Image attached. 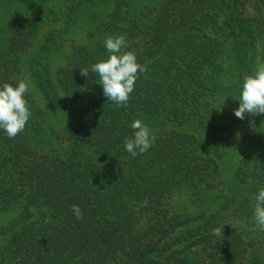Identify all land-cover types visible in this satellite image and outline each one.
<instances>
[{"label": "trees", "instance_id": "obj_1", "mask_svg": "<svg viewBox=\"0 0 264 264\" xmlns=\"http://www.w3.org/2000/svg\"><path fill=\"white\" fill-rule=\"evenodd\" d=\"M46 24L27 66L46 108L25 93L24 131L10 139L0 130V264H264V231L253 217L264 187L263 114L241 120L233 111L243 77L264 63V0H0V86L21 81L20 55ZM80 28L65 64L52 70ZM110 35H124V51L147 69L127 106L103 96L97 74L80 75L107 59ZM225 53L233 79L223 87ZM227 104L232 113L218 121ZM136 119L155 141L132 158L124 138ZM239 140L232 195L201 208L222 150Z\"/></svg>", "mask_w": 264, "mask_h": 264}, {"label": "clouds", "instance_id": "obj_2", "mask_svg": "<svg viewBox=\"0 0 264 264\" xmlns=\"http://www.w3.org/2000/svg\"><path fill=\"white\" fill-rule=\"evenodd\" d=\"M104 46L108 52L107 59H101L88 68H80V75L87 77L89 71L97 74L103 96L116 107L127 106L136 80L140 73L146 72V66L137 62L134 52L124 51L127 47L124 35L107 36L104 39ZM28 87L24 81H20L15 87L9 83L0 86V130H3L10 139L24 131L31 116L28 102L24 98ZM237 100L239 107L233 110L237 118L243 120L246 114L252 116L264 114V63H259L253 74L243 77ZM130 127L133 134L124 138V148L132 158H135L138 152L144 153L152 147L155 136L139 119L134 120ZM255 200L253 217L260 230L264 231V187L259 189ZM143 204L146 206L147 201ZM72 211L76 219H83L78 205H72ZM213 232L216 236L223 235L220 228L214 229Z\"/></svg>", "mask_w": 264, "mask_h": 264}, {"label": "rangeland", "instance_id": "obj_3", "mask_svg": "<svg viewBox=\"0 0 264 264\" xmlns=\"http://www.w3.org/2000/svg\"><path fill=\"white\" fill-rule=\"evenodd\" d=\"M143 0H135L138 4H141ZM145 4H148L150 1L152 2H157L159 0H144ZM51 30L50 24H46L42 29L40 30L36 40L34 41V45L32 48L28 49L24 53L20 55V66H21V81H24L25 83L28 84V91L27 93L30 94L32 99L35 102V105L39 109L45 110L46 104L39 92V89L36 87L34 80L31 78L29 71L27 69L28 63L31 59V57L34 56V54L37 52V48L41 44H43L45 38L47 37V33ZM83 29L80 28L79 30H75L73 34L69 35L67 38V42L64 43L63 48L61 49V52L58 55L54 56V60L51 63L52 70H56L58 67L62 66L66 62V57L69 54L70 51V44L73 39L79 40L81 36H83ZM259 52L264 50V40L258 42L257 46ZM227 52V51H226ZM224 64L226 65L225 73H227L226 76H224V79L222 81V86L225 87L232 83L231 76L233 74L228 73L229 70H231L229 67L231 66V58L228 56L227 53H225V56L223 57ZM233 72V71H232ZM231 72V73H232ZM224 102L222 99L220 103ZM226 104V103H225ZM225 107L227 109H225ZM232 105L227 104L222 107V111L219 110L216 114V119L218 121H223L229 118V114L232 113ZM66 109H63L60 111L58 114L54 116V121L52 122L53 124V130L56 131V133L62 132L65 117H66ZM226 118V119H225ZM262 122H264V114L262 117ZM50 127V125H49ZM239 137V136H238ZM53 143H52V148H58L60 147L59 145V139L56 140L55 136H53ZM223 153L218 159V165H219V171L218 174L214 178V182H216V187L211 191V192H205L201 198V208H206L210 210H214L216 207H218L224 200L226 196H231V192L234 188V182L235 181V172L238 170V168L241 165V158H242V142L239 140L233 147L229 149L222 150ZM182 200V203H184L183 198H179ZM7 220L6 218H0V224L5 223ZM2 243V240L0 239V245Z\"/></svg>", "mask_w": 264, "mask_h": 264}]
</instances>
